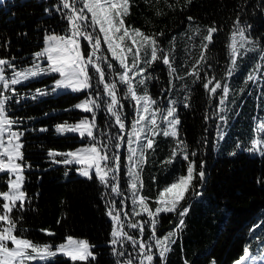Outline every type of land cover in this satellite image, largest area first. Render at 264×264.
Here are the masks:
<instances>
[{
    "label": "trees",
    "instance_id": "16d2710c",
    "mask_svg": "<svg viewBox=\"0 0 264 264\" xmlns=\"http://www.w3.org/2000/svg\"><path fill=\"white\" fill-rule=\"evenodd\" d=\"M58 4L59 0H0V58L12 61L17 71L28 69L34 63L33 54L44 47L46 35H69L67 20L56 11ZM124 20L130 29L156 37L160 49L169 54L177 69L170 76L162 60L154 62L146 66V75L150 78L136 88L137 95L147 94L156 101L152 108L159 109L155 119L161 129L167 127L162 117L167 114L170 101L175 102V116L179 120L177 137L153 136L151 125L146 122L137 126L144 128L142 137L155 141L153 148L143 150L144 163L139 169L143 187L139 194L147 197L149 207L155 211L159 192L187 175L190 162H195L197 173L203 162L204 180L196 175L192 189L181 202L182 207H189L183 217L184 226L176 231L181 219L176 212L159 215L157 237L162 239L175 231L171 237L174 243L161 260L154 240L148 239L152 234L149 217L144 213L132 216L135 206L128 187L131 155L128 141H135L129 133L137 119V106L136 101L125 96L127 86L119 81L118 75L122 69L102 43L96 54L103 58L100 66L105 69L106 82L116 84L120 103L124 105L120 113L125 123L123 132L107 111L104 102L109 98L103 95V86L94 69H89L95 76L93 87L86 92L53 91L54 73L40 74L15 86L16 95L8 102V114L18 120L13 130L23 133L19 142L23 146V191L27 197L24 209L20 210L18 202L11 213L17 224L15 234L50 247L68 236L83 238L92 246L95 257L87 262H73L56 256L44 264H117L118 257L109 243L113 221L108 210L123 207V212L126 209L128 214L124 231L131 235L140 238L139 231L128 228L127 223L149 221L143 239L153 245L155 264H233L244 254L246 246L250 255L260 256L264 252V130L258 128L264 124V0H191V3L188 0H130V14ZM209 27L217 31L206 51L207 60L193 68L200 59L202 44L207 43L203 37ZM238 27L245 28L248 42L240 47L239 36L236 37L237 63L233 74L228 76V70L233 67L229 45ZM87 31L100 35L103 40L99 28ZM81 42L87 55L91 46L88 41ZM126 43L132 44L130 40ZM141 56L150 59V48L143 50ZM107 62L113 64V70L107 69ZM128 62H132L131 54ZM46 64V60L40 62L41 66ZM197 69H200L199 79L187 74ZM250 74L256 79L249 80ZM208 78L230 86L223 105L220 104L222 90L211 96L204 88ZM38 89L46 94L38 95ZM96 93L100 94L97 102L101 107L95 110L93 135L101 151L121 157V171L115 181L120 186L119 195L104 187L94 171L93 178L89 179L79 174V165L54 163L64 157L48 155L49 150L66 153L93 143L87 136L80 138L74 132L57 133L56 126L74 125L82 117L91 120L92 113L74 106L89 95L96 98ZM6 94L12 96L11 92ZM186 104L189 106L185 107ZM147 115L151 119V113ZM42 128L47 131H41ZM178 140L187 146L188 160L179 154L173 158ZM116 143H120V154ZM146 143V139L139 141L140 145ZM131 147L138 145L134 142ZM192 152L196 155L192 156ZM8 179L7 173H0V192L8 191ZM198 192L202 194L196 195ZM0 226L7 225L0 222ZM43 229L54 235H48ZM123 251L125 256L119 259L131 256L134 264H139L138 250L130 242H124Z\"/></svg>",
    "mask_w": 264,
    "mask_h": 264
},
{
    "label": "snow or ice",
    "instance_id": "6c2138e0",
    "mask_svg": "<svg viewBox=\"0 0 264 264\" xmlns=\"http://www.w3.org/2000/svg\"><path fill=\"white\" fill-rule=\"evenodd\" d=\"M188 3H191V0H188ZM78 5L80 6L78 7ZM45 11L49 12L50 9H45ZM56 11L61 12L67 20L69 35H46L44 38V47L33 54L34 63L31 68L17 71L16 65L12 61L0 58V88H2L0 90V173H7L9 176L7 182L8 191L0 192V199L3 200V204L0 205L3 209V213L0 214V222L7 225L0 226V264H31L33 261L47 260V258L57 253H62L73 262H87L90 258H95L91 251L92 246L85 240H75L69 236L67 237V242L58 246L56 251L53 252L48 245H38L29 239L15 234L17 224L12 220L11 213L17 208V202H19L20 210H23L27 197L23 191V172L25 167L23 164L24 157L21 151L23 146L19 142L23 133L13 130V126L18 123V120L11 118L8 114V102L16 95V89L13 86L27 81L31 77L47 73H55L60 76V79L55 81L53 91L56 89H65L72 92H86L93 87L92 81L95 78L89 71L91 68L94 69L96 76L99 77V83L103 84V95L109 98L108 101L104 102L107 111L111 116L115 117L116 123L123 132L125 123L120 113L123 112L124 105L120 103L116 84L106 82L105 69L100 66V60L103 58L96 56L102 43L107 46L112 59L122 69V72L118 75L119 81L127 86L125 96L136 101L137 106V119L133 122L132 132L129 133V136L135 137V141L132 139L128 141L130 145L129 152L131 154L128 158V187L132 192V203L135 206L132 216H140L142 213L147 214L150 219L152 233L148 239L154 240V246L159 252V257L163 260L166 253L170 250V244L174 243L171 237L175 234V231L169 232L162 239L157 237L156 225L158 217L161 213L176 212L181 217L179 224L176 226V231L184 226L185 221L183 217L188 214L189 207H182L181 202L187 198V194L192 189L196 175L199 176L201 181L204 180V164L203 162L200 164V170L197 173L195 162H190L187 168V175L181 176L177 181L159 192L155 211L149 207L147 197L139 194L140 189L143 187V182L139 179V169L144 163V148H153L155 141L153 138L142 137L141 132L144 128L137 126L146 122L151 125L153 136L162 134L164 136L177 137L176 126L179 124V120L175 116L176 108L173 106L175 102L170 101L167 114L162 117L167 127L161 129L155 119L156 112L159 109L152 108V105L156 101L147 94L143 96L137 95L136 88L139 85L145 84L146 80L150 78L146 75V66L150 67L154 62L162 60L163 64L168 66L170 76H174L177 69L173 67L169 54L163 53L160 49L156 37L146 35L139 29H130L125 25L124 17L130 14V0H59ZM157 14L159 15L160 13ZM188 19L192 20V17ZM236 23L237 25L239 24V17ZM89 28H99V33L102 34L103 40H101L100 35H93V33L87 31ZM216 31L217 29L215 27H209L207 29V35L203 37V40L207 41V43L202 44L200 59L196 61L193 68H196V65H201L202 62L207 60L206 51L212 43L213 34ZM245 31V28L238 27L237 31L232 34V43L229 47L233 67L228 70V76L233 74L237 63L236 37L239 36L240 47H243L248 42ZM160 35H163V33H160ZM82 40L88 41L91 46L92 51L87 53V55L82 50ZM128 40L132 42L131 46L126 43ZM133 48H135V51H133ZM147 48H150V59H143L141 52ZM129 54L132 55L131 63L128 62ZM142 59L143 65L141 64ZM41 60L47 61L46 68L40 66L39 61ZM257 68H260V65H257ZM6 69H12L10 78L5 75ZM107 69L110 71L113 70V64L111 62H107ZM187 74L196 76L199 79L200 69ZM205 75L207 76V74ZM248 79L255 80L256 77L250 74ZM133 80H136V84L133 83ZM204 88L211 96L217 95L218 90H222L223 95L220 97L221 105L225 103L230 90L228 84H222L219 80H215V78H208L207 82L204 83ZM7 92H11L12 96L7 95ZM37 93L38 95L46 94L39 89ZM99 98V93H96V98L89 95L88 98L74 106L83 112L92 113L91 120L82 119L74 125L64 124L56 126L57 133H79L81 138L87 136L93 143L82 149H76L75 151H68L66 153L49 150L48 155L49 157H64L63 160H54V163L80 165L81 167L77 168V171L81 176L89 179L93 178L92 172L94 171L95 177L104 187L110 188L112 193L119 195L120 186L115 181L117 180V173L121 171V157L118 154L110 156L107 151H101L96 137L93 135V128L96 127L95 110L101 107V104L97 102ZM188 106L187 104L185 105V107ZM148 113H151V119H149ZM260 128L264 129V124H261ZM158 129L159 133L157 131ZM41 131H47V129L42 128ZM118 139H122V137ZM141 139H146L147 143L140 145L139 141ZM134 142L137 143L138 147H131V144ZM103 147L107 148V145ZM115 147L118 149L120 144L116 143ZM178 154L182 155L185 160L189 158L187 146L180 140L177 142V147L173 149V158ZM191 155L195 156L196 153L192 152ZM27 167L30 168L31 165H27ZM13 176L15 177L14 179L12 178ZM195 194L201 195L202 193L198 192ZM120 203L123 205V201ZM181 207L182 210H180ZM136 208H139V211ZM108 215L113 221V229L109 243L113 246V254L118 257L117 264H134L131 256L126 260L119 259L125 256V251H123L125 241L130 242L132 247L138 250V254L141 257L140 264H145V262L147 264H155V257L152 251L153 245H150L148 241L143 239L146 225L149 224V221L141 220L127 223L128 228L139 231L140 238H137L124 231L125 220L128 219V214L123 212V207L119 210L110 207ZM260 226L257 225V227ZM41 231L46 232L48 235H54V233L46 229ZM9 242L12 247L8 246ZM116 245L120 246L119 249L115 247ZM249 258L250 252L246 246L244 254L240 256L235 264H248Z\"/></svg>",
    "mask_w": 264,
    "mask_h": 264
},
{
    "label": "rangeland",
    "instance_id": "374dc122",
    "mask_svg": "<svg viewBox=\"0 0 264 264\" xmlns=\"http://www.w3.org/2000/svg\"><path fill=\"white\" fill-rule=\"evenodd\" d=\"M43 61L44 60H41V61H39V63L40 62H42L43 63ZM47 62V61H46ZM41 66V65H40ZM41 67H47V64L46 65H44V66H41ZM8 70L9 69H6V71H5V75L6 76H8L9 78H10V75H11V73L12 72H8ZM55 74V73H54ZM56 75V77L53 79V85H54V88H55V81L56 80H58V79H60V76H59V74H55ZM39 76V75H38ZM30 79V78H29ZM28 79V80H29ZM18 85V84H17ZM16 86V85H15ZM14 87V86H13ZM59 90H61V91H64V92H72V91H70V90H65V89H56V91L58 92ZM74 93H77V92H74ZM82 119H87L86 117H82ZM81 119V120H82ZM79 122V121H78ZM78 122H76V123H78ZM75 123V124H76ZM260 131H263L264 129H261V128H258ZM78 135H79V133H77ZM80 136V135H79ZM121 142V141H120ZM86 146H88L87 144H83L82 146H80L79 148H77V149H82V148H84V147H86ZM75 151V150H74ZM13 179L15 178L14 176L12 177ZM69 237V236H68ZM73 239H75V240H85V239H83V238H78V237H73V236H71ZM86 241V240H85ZM67 242V238L64 240V241H62V242H60V243H58V244H56L55 246H53V247H50L51 248V250L53 251V252H55L56 251V248L58 247V246H60L61 244H65ZM38 245H48V244H38ZM8 246L9 247H12V245H11V243L9 242V244H8ZM48 246H50V245H48ZM56 256H64V257H67V256H65V255H63L62 253H57L56 255H53V256H51V257H49V258H47V260H44V261H33V262H31V264H44V263H46V262H48V261H53L54 259H55V257ZM67 258H69V257H67ZM70 259V258H69ZM233 264H235V262L233 263ZM248 264H264V252L260 255V256H256V255H250V258H249V261H248Z\"/></svg>",
    "mask_w": 264,
    "mask_h": 264
},
{
    "label": "water",
    "instance_id": "95a60500",
    "mask_svg": "<svg viewBox=\"0 0 264 264\" xmlns=\"http://www.w3.org/2000/svg\"><path fill=\"white\" fill-rule=\"evenodd\" d=\"M140 259H141V257H140ZM139 264H140V260H139Z\"/></svg>",
    "mask_w": 264,
    "mask_h": 264
}]
</instances>
